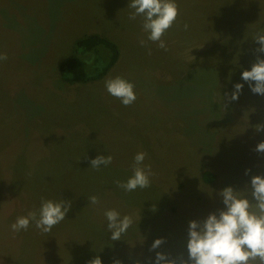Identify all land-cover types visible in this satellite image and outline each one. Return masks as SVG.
<instances>
[{
	"label": "rangeland",
	"instance_id": "obj_1",
	"mask_svg": "<svg viewBox=\"0 0 264 264\" xmlns=\"http://www.w3.org/2000/svg\"><path fill=\"white\" fill-rule=\"evenodd\" d=\"M130 2L0 0V54L8 57L0 61V264L186 256L189 222L224 208V188L244 190L264 175L255 151L264 96L242 80L264 58L253 40L264 29V0H175L167 50L147 41L142 18L129 19ZM89 34L115 42L120 59L101 82L67 84L59 67ZM117 76L135 85L131 106L105 88ZM237 83L244 88L231 100ZM138 152L147 153L151 186L125 192L115 181L132 176ZM100 155L112 164L91 168ZM93 195L99 205H90ZM42 200L71 202L66 219L47 234L34 223L14 233L17 217L38 213ZM110 209L134 221L119 241L107 230ZM156 239L165 243L151 251Z\"/></svg>",
	"mask_w": 264,
	"mask_h": 264
},
{
	"label": "clouds",
	"instance_id": "obj_2",
	"mask_svg": "<svg viewBox=\"0 0 264 264\" xmlns=\"http://www.w3.org/2000/svg\"><path fill=\"white\" fill-rule=\"evenodd\" d=\"M128 8L133 11L130 20L142 18V28L147 33V41L157 43L160 49L167 50L163 39L165 33L174 25L179 16V6L175 0H131ZM187 30L188 25H184ZM254 42L260 45L256 49L258 54H264V29L254 36ZM142 47L147 46L141 40ZM149 54L151 50L149 49ZM7 54H0V61H6ZM253 94L264 96V58L257 56L251 70L242 73ZM107 92L119 99L124 106H131L136 100L135 85L122 77H115L105 81ZM244 84L234 85L235 91L231 100H238ZM256 131H264V125H257ZM255 151L264 154V142H260ZM146 152H138L134 157L133 174L126 182L115 181L117 187L125 192L146 189L151 186L154 175L151 165H145ZM112 155H100L91 160V168L99 170L101 166H109L113 162ZM251 170L246 171L249 175ZM218 195L224 208L210 213L202 221L192 220L187 230L186 251L184 254L173 256L171 253L156 252L154 264H264V175L252 176L250 184L244 190H236L229 186L221 190ZM90 205H99V197H88ZM71 209V202L60 200H42L39 212H29L27 216L17 217L11 225L14 233L27 231L32 223L43 234L66 219ZM107 230L111 233L112 241L121 240L122 236L132 227L134 221L129 215L121 214L110 209L105 211ZM165 240L156 239L151 251L159 249ZM88 264H102L99 256ZM114 264H122L115 260ZM137 264H140L138 261ZM151 264V261H150Z\"/></svg>",
	"mask_w": 264,
	"mask_h": 264
},
{
	"label": "trees",
	"instance_id": "obj_3",
	"mask_svg": "<svg viewBox=\"0 0 264 264\" xmlns=\"http://www.w3.org/2000/svg\"><path fill=\"white\" fill-rule=\"evenodd\" d=\"M75 51L76 56L59 67L60 77L67 84L91 85L103 81L121 56L118 45L99 34H89L79 39ZM214 177L209 176L211 183Z\"/></svg>",
	"mask_w": 264,
	"mask_h": 264
}]
</instances>
